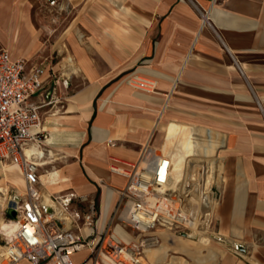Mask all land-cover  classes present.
Segmentation results:
<instances>
[{
	"label": "crops",
	"instance_id": "obj_1",
	"mask_svg": "<svg viewBox=\"0 0 264 264\" xmlns=\"http://www.w3.org/2000/svg\"><path fill=\"white\" fill-rule=\"evenodd\" d=\"M18 1L0 0V7H10L30 35L0 42V49L11 59L37 52L50 66L34 97L45 104L42 139L32 148L45 195L73 191L93 199L87 235L112 223L122 243L134 241L116 218L126 177L112 167L129 169L146 144L163 150L168 129L181 125L200 143L190 159L212 163L218 180L227 168L231 175L212 220L228 240L264 239V230L253 228L264 227V217L252 207L264 210V157L257 155L264 123L253 118L264 111V0H63L59 9L74 16L58 41H40L42 28ZM134 77L152 81V89L134 87ZM191 236H181V256L163 243L148 249L151 264H236L232 250L201 246ZM72 259L94 262L86 248ZM247 260L264 264V248Z\"/></svg>",
	"mask_w": 264,
	"mask_h": 264
},
{
	"label": "built area",
	"instance_id": "obj_2",
	"mask_svg": "<svg viewBox=\"0 0 264 264\" xmlns=\"http://www.w3.org/2000/svg\"><path fill=\"white\" fill-rule=\"evenodd\" d=\"M49 69L44 62L11 59L8 51L0 49V162L17 166L25 182L24 197L15 207L17 227L2 247L1 264L21 260L75 264L72 255L83 248L90 250L93 264H100L104 258L141 264L139 243H122L109 225L91 237L87 235L95 224L93 199L73 191L46 198L42 192L32 148L42 139L40 108L45 103L34 97L43 90V76ZM130 82L143 90L153 87L152 81L144 78L134 77ZM170 163L171 157L163 150L146 144L129 169L112 167L126 177L116 212L120 223L141 234L173 230L190 234L186 232L190 228L188 195L169 186ZM80 203H87L86 208H78Z\"/></svg>",
	"mask_w": 264,
	"mask_h": 264
},
{
	"label": "rangeland",
	"instance_id": "obj_3",
	"mask_svg": "<svg viewBox=\"0 0 264 264\" xmlns=\"http://www.w3.org/2000/svg\"><path fill=\"white\" fill-rule=\"evenodd\" d=\"M20 6H27L31 9L34 24L36 26H40L42 30L39 34V40L40 41H58V35L63 33L65 29L69 25V20L74 15L70 10L67 8L65 9H59V4L63 2V0H19L18 1ZM64 4V3H62ZM18 28H20V35L18 33ZM30 35L29 30L26 31L23 24L20 25L17 20V17L15 16L14 12L10 7L7 5H2L0 7V42H8V41H20L19 38H23L26 34ZM43 33V34H42ZM0 46H2L0 44ZM26 59H29L30 62H40L42 60H38L37 52H34L29 57H23ZM41 58V57H40ZM258 114L253 115L254 123H257L258 121L264 123V111L257 110ZM255 118L259 119L258 121L255 120ZM257 121V122H256ZM255 128V125L253 126ZM262 133H264V130H262ZM196 147L199 146V142L193 140ZM196 142V143H195ZM197 144V145H196ZM164 145V144H163ZM196 153L192 156L195 157ZM261 157H264V151L259 152ZM253 159H258L254 157ZM186 171H185V177L187 173V169L192 170L200 166L198 170L197 176H200L197 178L196 181L191 183L187 186H177V190L180 193H183L185 195H188V207L192 204L190 198H195L197 205L199 206L200 212L196 217L198 218L196 229H201L203 226H205V232H203L202 237H206L210 241V245L212 247H224L227 249L232 250L236 256L237 261L236 264H253L251 261L247 260L248 258H253L256 252V249H262L264 248V239L262 240H256L253 239H245V238H233L232 241H240V245L236 242L233 244L231 240L226 239V234L222 231L221 225L219 220L214 219L212 220L211 216V209L214 205H217V202L223 203L224 199L229 193V187L231 184V175L228 174V168L227 171L222 173V177L220 180L216 179L217 172L214 171V168L209 170V166L212 163L205 162L197 164L194 160H187L186 161ZM215 163V162H214ZM227 163V160L225 159V164ZM202 166H204L202 168ZM0 246L1 248L5 245V243L9 240L10 234L9 232L3 233L4 230H7L10 228V225L8 223V220L10 217H8V213L10 209H15L16 204H18L24 197L25 194V182L23 179V176L21 174L20 169L17 166H14L10 163H4L0 162ZM201 171H205L204 177L206 174L210 175L209 179L210 182L207 184V182L204 183V181L201 179ZM221 176V174H220ZM261 176V175H260ZM202 183V184H201ZM201 185V186H200ZM209 186V187H208ZM205 187V188H203ZM203 192H205L203 194ZM252 195H254V190H252ZM255 198L253 197L251 203L253 205L255 204ZM210 202V204H209ZM254 210H256L254 213L255 215L264 217V210L257 209L256 206H252ZM264 220V219H262ZM16 221V220H15ZM208 222V224H207ZM261 222V221H259ZM112 223H110V230H112ZM215 226V227H214ZM258 230H264V227H253ZM125 229L130 233L131 238L134 239V241L139 243V250H140V257L142 258L140 260L141 264H151L152 260L149 259L147 252L148 249L156 248L159 244L163 243L166 246H168L169 251L174 256H181V253L176 249L177 244H179V240L181 239V236L184 234L179 231H158L154 233L149 234H141L136 230H132L129 227L125 226ZM114 232V231H113ZM186 232L192 234L190 237V240L196 242L199 239V234L194 232V228L190 227L186 229ZM115 233V232H114ZM208 234V235H207ZM210 234V235H209ZM148 244V245H147ZM202 246V245H201ZM207 246V245H206ZM239 246V247H238ZM2 250V249H1ZM111 263L114 262L111 260ZM189 262H191L190 259H188ZM238 262V263H237ZM1 264V260H0ZM119 264H127V263H119Z\"/></svg>",
	"mask_w": 264,
	"mask_h": 264
},
{
	"label": "bare ground",
	"instance_id": "obj_4",
	"mask_svg": "<svg viewBox=\"0 0 264 264\" xmlns=\"http://www.w3.org/2000/svg\"><path fill=\"white\" fill-rule=\"evenodd\" d=\"M173 125L167 131V135H166L165 142L163 145V151H164V154L171 157V163H170V165H171V176L169 179V186L171 188H177V186L180 184L183 187V186H187L191 183H194L197 180V178L200 177V176H197L198 172L196 171L200 168V166H198L197 168L192 169V170L187 169V173H186V177H185L186 163H187L186 161L188 159H190L195 153L198 152L197 148H199V147L195 146V144L193 142V138H192L193 136L192 137L190 136V131L188 130V128H186L185 126L183 127L181 125L180 126H176V125L173 126ZM194 133H196V132H194ZM205 141H207V140H205ZM199 146H200V144H199ZM204 151H201V152H204ZM26 152L29 153V150H27ZM202 154H204V153H202ZM197 155H198V153H197ZM196 163L200 164V163H204V162H196ZM213 165H214V163H213ZM210 166H212V164ZM203 167L204 166H202V168ZM212 168H214V167L212 166ZM201 172H202L201 173V176H202L201 179L204 181L203 184H205V182H207V184H208L210 182V179H209L210 175L206 174V176L204 177L205 171H201ZM196 182H198V181H196ZM203 188H205V187H203ZM204 193L205 192H203V194ZM44 196L46 198H48V195H44ZM190 200H191L192 204L190 205V207L187 206V209H188L189 214H190V220H189L190 227L194 228V232L199 234L200 237L198 239V243L201 245H204V246H206V245L209 246L210 241L206 237H202V235H203L202 233L205 232V230H206L205 229L206 225L203 226L201 229H196L197 222H198V218L196 217V215H198V213L200 212L199 206L196 203L197 200H195L194 197L190 198ZM209 204H210V202H209ZM1 222H2V220L0 221V223ZM8 223L10 225V228H8L7 230H4L3 233L9 232V234L11 236L17 227V219L15 218L12 220H8ZM207 224H208V222H207ZM187 235H192V234H185L183 236H187ZM1 249L2 248L0 246V260L2 258V250ZM141 259L142 258L140 257L139 261Z\"/></svg>",
	"mask_w": 264,
	"mask_h": 264
},
{
	"label": "water",
	"instance_id": "obj_5",
	"mask_svg": "<svg viewBox=\"0 0 264 264\" xmlns=\"http://www.w3.org/2000/svg\"><path fill=\"white\" fill-rule=\"evenodd\" d=\"M16 215H17V212H16V210L15 209H10L9 210V213H8V217H10V219L12 218V219H15L16 218Z\"/></svg>",
	"mask_w": 264,
	"mask_h": 264
}]
</instances>
